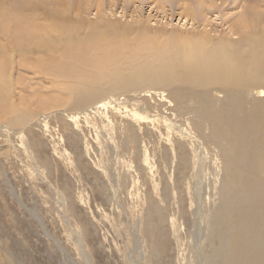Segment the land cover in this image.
I'll use <instances>...</instances> for the list:
<instances>
[{"label":"rangeland","instance_id":"rangeland-1","mask_svg":"<svg viewBox=\"0 0 264 264\" xmlns=\"http://www.w3.org/2000/svg\"><path fill=\"white\" fill-rule=\"evenodd\" d=\"M12 5L19 9L12 17L76 27L81 41L93 42L62 63L73 87L103 75L92 88L96 100H118L128 112L154 106L167 123H136L116 112L105 128L94 114L76 125L84 108L71 110L56 79L14 66L16 113L0 119V264H199L211 225L202 216L219 205L222 156L191 139L193 111L180 118L172 111L187 87L178 77L193 64L183 43L242 45L264 31V0H0L1 8ZM91 34L101 37L94 42ZM63 49L53 53L57 60ZM20 116L30 121L9 130Z\"/></svg>","mask_w":264,"mask_h":264},{"label":"bare ground","instance_id":"bare-ground-1","mask_svg":"<svg viewBox=\"0 0 264 264\" xmlns=\"http://www.w3.org/2000/svg\"><path fill=\"white\" fill-rule=\"evenodd\" d=\"M13 13H19V9L13 5L7 9L0 7V27L7 37H0L5 44L0 49V58L12 46L10 55L0 61V119L16 113L13 94L16 83L13 76L14 66H17V70H32L35 75L46 74L56 79L57 86L65 89L67 105H71V110L84 108L82 117H79L80 114L73 117L76 125L81 118L87 121L94 114L97 115L96 122L105 128L107 124L111 126L116 122L113 114L118 112L130 114L132 122H158L166 126L167 119L154 106L143 108L145 112L140 111L142 108L128 112L127 107L118 100H96L97 91L94 92L92 88L105 79L103 75L88 79L89 87L71 85L67 80L70 78L68 71H63L62 66L73 60L75 51L83 55L86 44L93 45V42L85 43L79 39L76 27L41 26L36 19L12 17ZM242 24L244 30H248V23L242 20ZM58 29H62L64 34H57ZM98 37L101 36L91 34L89 40L95 42ZM227 42H221L216 48H210L203 42L183 43L191 48L187 47L192 54L185 58L193 64L182 73L183 76L178 77L187 87L176 94L178 102L172 111L180 114L175 115L176 118L193 115L189 112L193 111L196 116H192L190 126L193 129L192 125H196L197 128L193 129L194 137L191 139L199 146L202 145L201 140L213 144L214 149L218 150L217 156L221 155L223 159L218 158L222 165V180L217 188L219 205L215 211L202 216L203 224H208L209 220L211 225L208 227L209 234L206 233L209 249L201 248L204 257L200 249L199 264H264V31L247 35L242 45ZM61 47H64L60 56L62 60H57L53 53ZM60 73L67 77L61 80ZM213 90L221 95L220 99L215 97L217 94L213 96ZM188 99L193 102L191 108L187 106ZM164 105L162 103L160 107ZM53 108L57 107L49 110ZM150 108L157 111L155 119H151ZM24 116L8 119L7 128L11 130L15 123L21 125L29 122ZM195 119L199 123L194 122ZM178 144L182 153L181 163L185 164L186 147L179 140ZM161 211L158 208L154 211L155 218L160 221ZM203 233L199 228L196 235L198 241L202 240ZM198 246L203 245L198 242Z\"/></svg>","mask_w":264,"mask_h":264}]
</instances>
